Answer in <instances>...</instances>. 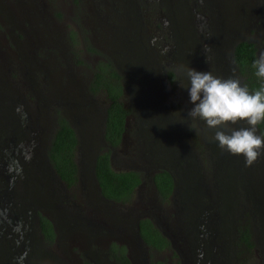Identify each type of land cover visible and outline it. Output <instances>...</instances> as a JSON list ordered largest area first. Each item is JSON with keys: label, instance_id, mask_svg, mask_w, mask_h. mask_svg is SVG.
<instances>
[{"label": "rangeland", "instance_id": "374dc122", "mask_svg": "<svg viewBox=\"0 0 264 264\" xmlns=\"http://www.w3.org/2000/svg\"><path fill=\"white\" fill-rule=\"evenodd\" d=\"M127 3L134 10L137 35L141 27L135 42L138 50L148 42L158 50L167 47L171 55L165 62L156 64L143 53L138 57L147 61L133 64L122 53L109 50L104 28L117 26L112 25L116 21L111 13L123 12ZM263 14L264 0H0V123L17 117L16 110H25L27 93L39 94L48 73L63 86L67 79L78 80V95L62 89V101L68 105L59 107L78 137V182L70 188L59 181L39 184L42 171L29 168L30 179L23 185L56 229L55 241L38 245L45 264H113L108 253L111 242L125 245L132 264H149L151 259L168 264H196L197 259L198 264H264V150L251 166L245 165L243 155L221 150L213 138L215 130L188 117L194 105L185 88L188 67L241 81L230 46L250 37L257 43L258 55L264 53V23L257 29L253 22L263 21ZM144 28L147 36L142 34ZM107 54L122 70V98L129 108V129L111 150V163L115 169L136 168L146 174L129 203L105 199L92 173L94 156L106 145L102 128L107 99L103 92L89 93L85 86L97 59ZM145 65L149 71L139 74L137 66ZM129 69L134 72L131 76ZM168 70H175V76L165 75ZM143 123L149 133L137 135ZM241 127L248 125L229 123L225 130ZM154 139L158 151L151 146ZM147 140L151 152L144 150ZM31 142L30 138L26 143L28 151ZM159 167L167 168L176 183V192L161 204L149 180ZM71 206L82 209L70 210ZM82 215L88 219L82 220ZM138 215L151 216L170 247L153 250L140 242ZM203 222L209 230L193 234L192 225ZM242 225L251 230V248L240 240ZM206 246L214 249L215 257H206ZM11 247L0 236V264H13Z\"/></svg>", "mask_w": 264, "mask_h": 264}, {"label": "flooded vegetation", "instance_id": "af4514ba", "mask_svg": "<svg viewBox=\"0 0 264 264\" xmlns=\"http://www.w3.org/2000/svg\"><path fill=\"white\" fill-rule=\"evenodd\" d=\"M221 11L224 14L225 10L221 9ZM111 15H112L111 17L116 21V24H112V25H117V26L113 28L111 26L104 28V35H108V40L106 42L108 45L110 44L109 50H116L118 53H122L126 57V61L132 62L133 64H136V62L137 64L140 63L141 58L138 57V54L144 53V56L148 60L156 64H159L160 62H165L166 58L169 55H171V50H169V48L163 47L162 50L166 49V51H165V55H162V50L161 49L158 50L157 48H154V46L150 45L149 42L145 44V48L142 51L138 50L139 44L137 46L135 42L138 39V36H140L139 34L141 33L140 31L141 27L139 26L140 29H138V35H137V28H135V24H134L135 23L134 10L132 9V7L129 6L128 3H127V7H124L123 12H116L113 14L111 13ZM248 17L249 19H248L247 27L248 30H250V15ZM262 20L263 21L260 22H257V19L253 20V22H255L257 29L264 23V14L262 15ZM145 30H146L145 28L142 29V34L145 32L147 36L149 33L148 31L146 32ZM151 32L154 33V29H152ZM124 36H126L125 40H123ZM241 40H246L249 42L251 41L250 37L236 40L230 46V51H229L230 57L233 60V64L237 71L238 68L236 67V64L234 62L233 51H234V45ZM251 42H253L254 46L256 47L257 43L255 41H251ZM222 47L220 48V50H222ZM256 55L259 57L257 47H256ZM110 56L111 55L108 54L106 55V57H109L112 60L118 74L121 77L122 91L124 92L125 85L122 81V74H123L121 72L122 70L120 69L118 63L115 61V58ZM103 58H105V56H101L100 59ZM100 59H97V62ZM145 61L147 60L144 58L141 61L142 62L141 65H143ZM129 70H130L129 76L133 75L134 72L131 69ZM136 70L139 72V74H146V72L149 71V67L148 65H145V67L137 66ZM166 73L164 74L168 75L169 77L171 76L174 77L176 71L168 70L166 71ZM46 76L50 78L45 81V87H43V89L41 90L42 95L40 94L41 92H39L38 94L34 90H29V92L26 95L27 99L25 101V106H24L25 110L21 108L20 111L19 109L18 111L16 110V112H20L17 117L10 118L6 122L0 123V178H1L0 179L1 180L0 181V236L4 239L5 243H9L10 245H12L11 248L13 249L12 250L13 255L9 256V260H12L13 264H45L38 252L39 242L42 241L53 242L55 241L56 238V229L53 225V222L51 221L49 216L43 214V212L41 211L38 205L36 206L34 204L33 197H29L27 194L28 188L25 189L23 186L24 182L29 177L27 175V173L29 174L30 172L29 168H31L34 172L37 170L40 172L42 171V174L39 177L40 180H38L39 184H43V182L47 183L46 181H49L50 184L53 183L54 185L56 184L58 185L57 181H59L62 184V186H64L65 188H70L74 186L78 182L80 175L79 167H78V180L76 181L75 184L69 186L66 185V183L56 173L47 155V149L50 142V138L57 126L56 118H57V113L59 111V107L63 108L62 104L68 105L66 101L65 102L62 101L61 91L62 89H65L64 91L68 95H72L74 97L77 96L78 95L77 91L79 92V90H77L78 80L75 78L67 79L65 86H63V83L60 81H58L57 83L55 77L52 78L51 74L48 73ZM91 78H92V74L91 77L87 80L85 86V89H87L89 93L90 90L88 88V85ZM130 82L132 83V80ZM167 82L169 83V80H167ZM132 85L134 86V83H132ZM66 99L68 100V97L65 98L64 100ZM107 104L108 101L106 102L105 108ZM105 108H104V116H105ZM62 114H64L65 117L68 119L65 113ZM68 120L70 124L73 126L71 120L70 119ZM103 124H104V120H103ZM125 125L127 131V129H129V124L127 121ZM145 125L146 124L143 123L142 127L136 129L137 135L138 133L141 132L149 133ZM125 133L126 132H124L121 141H123ZM34 137H36V139ZM30 138L32 139L31 145L33 147L30 151H28L26 147V143L27 141L30 140ZM160 168H165V167H159L157 169H154L152 173ZM44 173L45 174L47 173V175H45ZM29 179L30 178H28V180ZM149 180L151 181L150 176H149ZM143 182L144 181H142L136 188L140 187L143 184ZM151 184L153 185L155 197L158 203L160 204L162 202L165 203L166 201H162L159 198L158 193L156 191V187L152 183V181ZM175 192H176V183L174 178L173 189L171 194L168 196V199ZM73 205L75 204L73 203ZM76 208L79 210L82 209V207L79 206L74 208L73 206H71L70 210L73 209L77 210ZM86 210H87V214H89L90 210L88 209ZM142 216H149V215H142ZM42 217L48 218V220L50 221L53 227L54 238L52 240H49L45 236L43 225L41 224ZM149 217L151 218L152 222L155 224L153 218L151 216ZM80 218L84 221L88 219L85 215H82V217ZM192 227L190 228L191 232L193 234L196 232V235L197 234L199 235V234H203L202 229H204L203 231L205 230L208 231L210 226L206 222H203L202 225L194 224L192 225ZM177 228L179 231V229L182 228V226H179L178 224ZM189 231L190 230L187 229L188 233ZM250 236H251V230H250ZM246 246L251 248L253 244H251L250 246L248 245ZM205 249L206 250L204 251V254L206 255V257L213 258L214 249H212L211 246H206ZM111 260L113 261V264H116L112 258ZM198 263L199 262L197 259L196 264ZM130 264H132L131 260H130Z\"/></svg>", "mask_w": 264, "mask_h": 264}, {"label": "trees", "instance_id": "16d2710c", "mask_svg": "<svg viewBox=\"0 0 264 264\" xmlns=\"http://www.w3.org/2000/svg\"><path fill=\"white\" fill-rule=\"evenodd\" d=\"M233 53L234 62L242 78L241 84H247L250 91L257 90L264 84V81L255 75L256 70L252 67L253 62L258 58L253 42L246 40L237 42L234 45ZM88 88L93 93L103 92L108 101L102 132L106 145L101 148L94 159V176L99 185L100 194L111 201L129 203L136 187L146 178V174L136 168L115 169L111 163V150L120 145L122 136L126 132L125 123L129 115V108L122 98L121 77L109 57L105 56L95 64ZM56 121L57 126L50 138L47 155L58 176L69 186L78 180V164L75 158L78 137L74 127L60 111L57 113ZM257 133L264 136V122L257 126ZM148 140L144 150L151 152V147L147 145ZM151 146L156 151L160 150L155 139ZM150 177L159 198L166 201L174 185L172 173L166 168H160ZM41 224L45 236L52 240L54 231L48 218L42 217ZM138 224L141 238L149 249L163 250L170 247V240L149 216L140 217ZM239 232L242 243L248 246L253 244L248 225H242ZM108 250L116 264H130L124 244L111 242ZM150 264L168 263L162 259H151Z\"/></svg>", "mask_w": 264, "mask_h": 264}, {"label": "clouds", "instance_id": "9594fccd", "mask_svg": "<svg viewBox=\"0 0 264 264\" xmlns=\"http://www.w3.org/2000/svg\"><path fill=\"white\" fill-rule=\"evenodd\" d=\"M255 75L264 81V53L253 62ZM190 102L188 113L193 120L204 121L215 130L214 140L221 150L243 155L246 166L255 163L264 150V136L257 135V126L264 122V84L250 91L239 78L216 77L211 71L200 72L191 67L186 70ZM240 121L248 127L225 130L229 123Z\"/></svg>", "mask_w": 264, "mask_h": 264}, {"label": "water", "instance_id": "95a60500", "mask_svg": "<svg viewBox=\"0 0 264 264\" xmlns=\"http://www.w3.org/2000/svg\"><path fill=\"white\" fill-rule=\"evenodd\" d=\"M103 132V131H102ZM102 139H103V134H102ZM104 140V139H103ZM98 153V152H97ZM96 153V154H97ZM96 156V155H95ZM95 156H94V159H95ZM92 173H93V177H94V180H95V183H96V187H97V190H98V192H100V188H99V185H98V183L96 182V179H95V176H94V160H93V165H92ZM140 216H142V215H138L137 217H136V220H135V227H136V236H137V238L139 239V241L140 242H143L144 243V241H143V239L141 238V235H140V233H139V224H138V220L140 219ZM145 245V244H144Z\"/></svg>", "mask_w": 264, "mask_h": 264}]
</instances>
